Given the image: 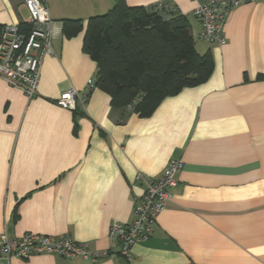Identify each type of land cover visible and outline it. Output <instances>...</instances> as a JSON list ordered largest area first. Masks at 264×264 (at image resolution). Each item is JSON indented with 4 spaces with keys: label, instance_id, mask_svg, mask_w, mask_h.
<instances>
[{
    "label": "crops",
    "instance_id": "0c3cea01",
    "mask_svg": "<svg viewBox=\"0 0 264 264\" xmlns=\"http://www.w3.org/2000/svg\"><path fill=\"white\" fill-rule=\"evenodd\" d=\"M23 1L0 0V28L28 19ZM124 1L174 5L198 53L212 55V74L165 98L149 117L126 115L100 89L82 103L97 72L84 51L86 27L116 0H46L53 21L81 20L83 30L72 38L57 33L31 99L0 79V234L69 237L109 256L5 264H264V1L230 11L224 46L199 39L193 11L208 0ZM72 89L77 110L57 103ZM172 159L184 163L172 202L128 262L110 228L134 222L146 181L162 177Z\"/></svg>",
    "mask_w": 264,
    "mask_h": 264
},
{
    "label": "trees",
    "instance_id": "16d2710c",
    "mask_svg": "<svg viewBox=\"0 0 264 264\" xmlns=\"http://www.w3.org/2000/svg\"><path fill=\"white\" fill-rule=\"evenodd\" d=\"M62 25L67 38L83 30L81 20ZM84 51L97 63L94 89L126 115L141 117L165 98L204 84L214 68L210 52L198 53L187 18L168 1L130 7L116 0L107 14L89 19Z\"/></svg>",
    "mask_w": 264,
    "mask_h": 264
},
{
    "label": "built area",
    "instance_id": "2783aa9c",
    "mask_svg": "<svg viewBox=\"0 0 264 264\" xmlns=\"http://www.w3.org/2000/svg\"><path fill=\"white\" fill-rule=\"evenodd\" d=\"M264 0H208L199 4L193 11L198 19L201 31L199 39L209 44H226L225 25L230 11L247 3ZM29 13L26 21L0 28V79L9 86L20 89L31 99L37 94L43 57L54 55L53 39L62 31L60 23L50 17L46 0H24ZM23 24L24 27H21ZM95 79L87 83L84 103L91 90L95 88ZM79 93L72 89L61 96L58 105L66 109H76ZM184 168L179 159H172L162 177L146 181L144 194L136 199L135 220L126 225L114 222L109 231V240L119 246V255L131 262V248L150 240L154 234L157 217L172 202V189L177 186V174ZM139 180L143 179L138 175ZM36 255H56L65 259L82 258L97 262L109 253L93 252L87 244L75 242L69 237L52 239L27 233L20 238H11L0 234V264L11 259L27 260Z\"/></svg>",
    "mask_w": 264,
    "mask_h": 264
}]
</instances>
